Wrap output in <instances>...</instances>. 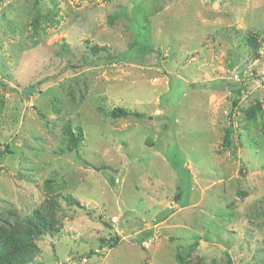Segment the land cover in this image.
<instances>
[{"label":"rangeland","instance_id":"374dc122","mask_svg":"<svg viewBox=\"0 0 264 264\" xmlns=\"http://www.w3.org/2000/svg\"><path fill=\"white\" fill-rule=\"evenodd\" d=\"M0 151L26 264H264V0H0Z\"/></svg>","mask_w":264,"mask_h":264},{"label":"trees","instance_id":"16d2710c","mask_svg":"<svg viewBox=\"0 0 264 264\" xmlns=\"http://www.w3.org/2000/svg\"><path fill=\"white\" fill-rule=\"evenodd\" d=\"M132 55L133 52H130L125 55L124 59L121 60L125 63L129 62ZM96 62L97 61L89 60L87 63L88 65L93 66L96 65ZM234 94L236 97L233 99V105L236 106L238 98L241 95V91L237 89L234 91ZM110 114L113 117L134 116L141 118L144 116L142 112L126 109L120 106L114 107ZM232 132V127H227L223 139V145L234 150L235 145L233 143ZM67 134L69 136V141H73V132L68 129ZM0 154H2L1 151ZM177 197L178 196L176 195V198ZM70 201L74 202V204H79L78 201L73 198H70ZM43 211L35 209L30 214L26 215L23 220L12 222L9 225L8 221L4 222V224H7L9 227L4 231L1 228L0 264H26L32 259V255L37 250L34 238L44 232L51 231V226L46 218L47 213ZM119 239L120 237L115 235L106 241V245L113 247L118 243Z\"/></svg>","mask_w":264,"mask_h":264},{"label":"water","instance_id":"95a60500","mask_svg":"<svg viewBox=\"0 0 264 264\" xmlns=\"http://www.w3.org/2000/svg\"><path fill=\"white\" fill-rule=\"evenodd\" d=\"M151 143V138L150 137H147L146 140H145V144H150Z\"/></svg>","mask_w":264,"mask_h":264}]
</instances>
